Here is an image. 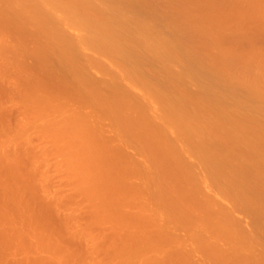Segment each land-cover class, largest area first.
I'll list each match as a JSON object with an SVG mask.
<instances>
[{
    "label": "bare ground",
    "instance_id": "6f19581e",
    "mask_svg": "<svg viewBox=\"0 0 264 264\" xmlns=\"http://www.w3.org/2000/svg\"><path fill=\"white\" fill-rule=\"evenodd\" d=\"M0 1V27L3 26L2 28L5 27V30L8 29L10 35L14 36L9 35V37L8 33L5 32L9 37L8 40L11 41L10 38H14L20 46L19 50L17 49L18 52L14 49L17 45L16 41H11L12 43H9L11 45L6 47L7 44L2 36L0 42L3 40L2 43L6 44L3 47L9 50L7 51L9 55L1 51L0 55H6L2 59L10 63L15 58L14 56V58L10 57V55L15 54V52L18 58H20L19 55L23 57L20 59L22 61L25 60L24 57H29L30 53L23 45L25 43L24 32L27 27H33V34L31 33V35L36 41L34 50L41 51L45 46L53 47L55 49L54 56L49 54L50 56L45 57L46 66H49L48 62L50 60L47 59L49 56L52 59L50 66L52 65L59 73H62V76H60L63 77L62 80L59 79L63 81V84L57 80L52 83L54 85L49 84V86L48 83L43 82V79L40 80V77H37L34 71H31L35 74L32 75L30 72L31 75L28 74L27 79L32 81L31 78L34 76L37 79L36 82L35 80L32 82L26 81L22 76L24 81L21 79L23 82L21 81L20 84L15 78H13L14 80L10 79L15 77L9 71L12 68H5V70L2 68L1 72L5 71V73L2 72L4 75L10 72V81L19 83L18 86H15V83L12 86L16 89H14L15 92L21 87V91H18L20 94L23 93L22 90H27L26 88L28 90L32 89L23 93L22 105L17 106L19 111L24 113L29 107H34L41 114V111L43 112L46 109L43 104L47 94L65 95L66 92H73V102L70 104L72 107L74 103H77L75 104L77 109L75 107H73L75 109H70V107L69 110L76 111L71 113L69 111V115L66 112L67 115L61 116V118L65 117L62 121H59V117L56 121V116L53 119L50 118L49 124L52 129H49L52 131V135L62 142L60 150L64 153L62 154L65 161L71 166L72 171L70 170V173L73 172V177H76H74L77 181L75 184H78L77 186L81 188L80 191L84 192L86 198L95 196L94 192L99 191L101 185L105 188V184L110 185L112 189L113 186L121 188L120 186L123 185L121 192L126 191L122 192V195L131 191V194L135 196L133 199L131 195L130 197L129 194H124L125 196H118L119 198H117L118 194L115 196V193H113L115 198L111 200L113 195L109 194L111 196L108 197L109 201L103 199L101 203L104 204L101 205L98 201L99 199L101 201L104 193L99 191L103 195V197L100 195V198L97 191L98 196H95V201L96 199L98 201L94 204L99 203V205H93V203L89 205L93 207L91 210L89 209V213L90 217L92 216L94 219L93 221L90 220L91 222L83 220L81 225H78L81 229L82 225H88L83 224L84 221L90 224L87 227L83 226V230L81 229L79 232L80 234L83 233L82 231H84L83 234H87L89 230L91 232L93 229L90 228L94 227V223L95 227L98 226L99 229L102 225L103 229L100 230H104L106 227L108 229V226L114 228L113 226L116 224L117 228L121 224L120 227L123 233H121L120 228H117L120 231L115 228L117 232L110 228L111 233L108 230H106L108 233L104 231V234L107 233L105 234L106 237L100 230L96 233L99 235L102 233L103 238H106L101 239L102 243L106 240L112 242L110 238H112L113 233H117L114 234L117 238L113 237L111 239L114 240L115 244H109L107 241L104 243L103 248L108 249L110 247H107L108 245L114 244L115 248L118 247L114 250L118 251L121 245V251L118 252L124 259H122L123 264H189V254H195L199 250L200 254H195V256L200 258V250L202 251V249L203 262L198 258L199 263L202 264H264V76L256 77L252 75L251 64L255 59L251 55L243 56L244 54H238L239 51L237 53V48L234 49L236 39L229 38L230 40H225L226 42L224 39L221 41L222 38L220 39V37L222 36H219V30L221 26L223 27V23L220 24L221 26L218 25L220 26L219 29H210L209 24L211 23L207 22L208 16L205 19L203 12V14L199 12L200 15L198 11L197 13L194 11L197 8L195 4L199 0L195 4L194 2L191 3V5L194 4L192 5L194 8L191 5L188 8L184 4L180 8L173 9L169 14L162 10H152L153 16L158 20V24L155 23L154 29L149 28L141 21L132 22L131 24L126 22L119 10L121 0ZM168 1L170 2V0ZM168 1L163 2L164 7ZM203 1H201L202 3L199 1V3H204V8L208 5L207 1L209 0ZM246 1L250 6L253 4L251 2L255 3L251 0V2ZM246 1H244V4ZM189 2L188 4H190ZM158 5L154 4V6L160 8ZM209 5H211V2ZM209 5L208 8H214V2L213 7ZM248 5H245L246 8H249ZM212 10H208L210 15H212ZM58 12H61V14ZM238 12L242 14L240 11ZM263 15L264 13L261 16ZM233 16L235 17V15ZM229 17L231 16L229 15ZM229 21H231V18ZM70 26L71 31H73L72 28L76 32L78 31L77 33L74 32L75 34L72 33V37L66 33L71 34V31H67ZM211 26L213 27L212 24ZM65 27L68 29L66 30ZM224 38L227 39V37ZM237 44L236 46H238ZM215 46H222L223 52L221 54L214 53L212 49ZM7 56L11 59H7ZM101 56L106 57L109 62L104 63L101 61ZM18 58L17 60H19ZM175 62L182 64L184 70L175 69ZM92 66L101 71L102 77L100 75L96 78L97 75L93 77V74L91 76L89 69ZM3 74L0 77L1 82H4L3 79L6 82H4L5 85H0V88L4 89L3 94L0 92V95H5L9 99L10 97L14 98L13 95L16 96L18 93H11L13 89H11V86H6L8 79L6 80L7 76L3 78ZM18 80L20 79L18 78ZM31 83H33V88ZM43 86L48 89H44ZM53 86H56V89ZM203 86H205L204 90ZM235 86L239 87L238 93H235L236 91L233 89ZM7 87L11 90H8ZM17 87L19 88L17 89ZM191 87H194V90ZM59 88L65 93L62 91L60 93ZM256 100L261 102H256ZM68 106L69 104L62 103L58 108L62 109V107ZM78 106H86L89 112L85 108L88 112L85 111L87 113L85 114L81 107L80 110L78 109ZM104 116L111 121L112 128L110 130L114 133L113 135L109 131H104V121H101L105 118ZM104 125L108 126L107 123ZM107 128L109 130L110 125ZM46 133L42 135H47ZM106 134H110V138ZM128 144L135 145L141 153L139 157L142 158L145 155L143 157H146V161L143 158V162L137 161L138 164L133 162L128 164L133 156L130 153L132 159L129 158V152H127L128 157L126 159L129 158L130 160L129 162L126 160L127 163L124 157L126 151L124 152V150L134 151L135 146H130L131 149L133 148L132 150L125 148L123 152L120 150L122 152L120 153L124 154L122 156L118 151L125 145L129 148ZM204 149L212 153L205 169H203ZM137 152L133 153L137 154ZM186 153L189 154L191 160H186V158L189 159ZM1 154L0 158L3 160L0 159V162H4L8 158L10 164L6 163L8 161L4 163L12 164L14 168L11 167L14 170L13 173L12 171L6 173L11 176V178L8 177L7 182L4 178L0 179L1 182L3 181V187L0 184V193L3 195V198L2 196V199L0 198V264H31L32 262V264H38V262H43L42 264L48 262H50L48 264H61L64 258L61 261L57 255L67 252L66 254H69L70 257V253L72 254L70 250H73V248L71 249L72 240H74L73 235H77V239L80 235L75 233L79 229L76 225L78 220L79 224L81 222L80 216L77 215L78 220H74L76 225L73 226L72 221L76 218L75 212L72 211L74 216L70 217L64 214L68 219L60 215L64 198L63 201H57L58 207H62L61 209H58L57 204L56 206L51 204L54 202L50 201L46 203V207L50 204V206L61 211H58V218L53 215L57 218V221L51 217L52 221L55 220L56 223L61 221L71 227L69 229H72V231L76 227V231L72 233L69 230L68 232L72 235L68 232H66V234L68 233L66 235L65 230H68V227H66V229H62L64 234L60 232L67 237H64L66 240H68V236L69 238L73 237L69 239L72 241L71 244H69L70 242L66 244L65 240L56 238L59 231L56 235L54 234L55 230L50 227L52 222H49L50 225L44 224L52 229V232H47L46 226L43 225L45 219H40L42 221V226H40V221H38L37 215L35 216L37 212L41 215L40 212L47 209L42 204L44 201L39 202L36 200L38 201L36 202L37 206L31 202L32 207H30V202L26 201L29 198L25 200V186L23 187L22 184H16L18 187L19 185L22 186L20 188L14 186L15 183L13 182L18 181L13 176H21L22 173L25 175V172L22 171L17 173L20 171V169L18 170L20 157L15 156V159L11 154H6V156ZM184 154L187 156L186 158ZM115 155H120L121 158L117 159ZM137 155L134 158H137ZM191 155L198 158L194 159H197L194 161V165L199 160L195 166L188 162L192 161L193 163V156ZM182 157L185 159L183 160ZM140 158L137 159L140 160ZM16 164L17 167L14 166ZM62 166L64 167V165ZM198 168H200L199 171H197ZM14 171H17V174ZM0 173V177L5 176L2 172ZM113 174L114 176H112ZM129 174H131L132 180L138 181L136 184H133L134 182L132 183L131 180L128 181L129 179L125 180L127 176H130ZM135 175L139 176L137 178L141 179L140 182L134 178ZM106 178L110 179L106 180ZM12 179L15 181L11 182ZM10 186L13 187V192L10 190ZM124 186L126 189H124ZM117 188L116 193H120V189ZM106 189L109 192V186ZM106 189L101 188L100 190H104L105 194L108 195ZM127 189L130 191H127ZM20 190L24 193H21L22 198ZM137 191H139V195L145 192L147 196H144L145 193L142 196L147 197V200L142 196L136 198L138 193L135 195L134 192ZM94 196L90 198L93 201ZM140 197L145 200L141 201ZM135 198H140V201L133 205L137 207V210L132 211L134 209L131 206ZM222 198L225 200L223 201ZM32 200L34 201V199ZM41 205L43 208H38ZM98 206H103L106 212ZM117 207H121L119 211ZM114 208L116 209L114 210ZM40 209L41 211H39ZM57 209L54 210L55 212L52 208L49 210H52L55 214ZM94 209L95 212L97 211L96 213ZM33 210H37L36 213H33ZM237 211L243 212L239 215V213H236ZM70 212L69 210L68 215ZM243 213H247L244 214L245 217L247 215L248 218L250 217L251 226L249 224L247 226L246 222L248 220H244ZM32 216L34 221L36 220L35 222ZM62 219H67V221H62ZM242 222L246 227L243 226ZM106 223H109V225H105ZM111 224L112 226H110ZM37 227L40 229V233H37ZM42 227L45 229H42ZM179 228L180 231L183 229L182 233H185V235L179 236L176 234L178 231L175 230H179ZM42 230L45 233L43 236ZM92 233L95 232H91V235ZM91 235L89 233L87 236ZM99 235L96 234L95 237L91 238H96V236L98 238ZM117 235H120V237ZM49 236H52L54 241H51ZM87 236L83 235V237ZM76 238L74 241L77 242V246L80 245V240V243L83 244V238H79L80 240ZM121 238L122 242L115 241L118 239V241H121ZM85 239H88V237ZM90 240L89 242H91ZM93 240L95 241V239ZM56 241L57 246L64 250L58 249L55 245ZM64 241L65 243H63ZM189 241L194 246L191 249L195 253L190 252L192 251H189L190 248L187 249ZM60 242L69 247L70 250H66V247L62 244L58 245ZM38 248L41 250L40 252H43L42 250L49 251L48 253L51 256L49 254L48 257V253H43V256H41L42 254L38 252ZM92 249L90 250L93 251ZM59 250L61 252L56 254ZM90 250L89 247L86 248L87 254ZM37 252L41 254L40 257H38ZM109 252V250L108 253L106 251L105 256L109 254L112 259L116 258L118 260L117 257L112 255L113 252ZM33 253H36L37 261H35L36 256H32ZM195 256H192L194 257L193 260L197 259ZM90 260L94 261L93 259ZM113 262L110 261L112 264ZM64 263L66 264V262ZM193 264H197V262H193Z\"/></svg>",
    "mask_w": 264,
    "mask_h": 264
},
{
    "label": "rangeland",
    "instance_id": "374dc122",
    "mask_svg": "<svg viewBox=\"0 0 264 264\" xmlns=\"http://www.w3.org/2000/svg\"><path fill=\"white\" fill-rule=\"evenodd\" d=\"M165 0H121V4L119 5L120 7V12L122 13V16H123V18H124V20L126 21V22H128V23H132V22H142V23H145V25H147L149 28H151V29H154V27H155V23H157L158 24V20L153 16V13L151 12L152 10L153 11H155L156 9L157 10H162V11H164V12H166V13H171L172 11H173V9H175V8H180L182 5H186V7H188V8H190L192 5H194L195 3H197V0L195 1H190L189 2V0H170V2L168 1V0H166V1H168L169 2V4L167 5V3L168 2H166V5H165V7L163 6L164 4H163V2H164ZM200 2L201 1H203V0H199ZM199 1H198V3L197 4H199L198 6H200L199 8H198V6H196L197 4H195V7H197V8H195V12L197 13V11H198V14H200V13H202L204 16H205V19L207 18V16H208V18L209 19H211L210 21H209V19L207 18V22H210L212 25H213V27L211 26V24H209L210 25V29H216V28H218L219 29V27L221 26L220 24L221 23H223L222 25H223V27L221 26V28H220V30H219V36H222V37H220V39H221V41H223V39H224V41L226 40V41H228V39L229 38H234V39H236L235 41V46H234V49H236V51H237V53H238V51H239V53L238 54H244L243 56H247V55H251V56H253V58L255 59L254 60V62L251 64V73H252V75H254V76H264V15L263 16H261L263 13H264V0H251V1H255V3L254 2H251L250 0V2L251 3H253L252 4V6H250V5H248V2L246 1V0H214V1H212V0H209V1H207L208 2V5H209V3L211 2V5H209V6H212L213 5V2H214V8H215V10H214V8H211V7H209L208 8V5L206 6V7H204L203 8V6H205L204 5V3L203 4H201V3H199ZM205 1V0H204ZM203 1V2H204ZM218 1V2H217ZM221 1V2H220ZM233 1H234V3H233ZM242 1V2H241ZM244 1H246V3L244 4ZM160 2H162L161 3V5H160ZM188 2L190 3V4H188ZM192 2H194V4H192L191 5V3ZM237 3V4H236ZM0 4H1V1H0ZM117 4V3H116ZM154 4H156V5H158L160 8H158L157 6H154ZM188 4V5H187ZM219 4V5H218ZM189 5H191V6H189ZM216 5V6H215ZM241 5V7H239ZM245 5H248L249 6V8H246L247 6H245ZM212 6V7H213ZM220 6V7H219ZM221 6H224L223 8L221 7ZM243 6V7H242ZM163 7V8H162ZM202 7V8H201ZM192 8H194L193 6H192ZM219 8V9H218ZM112 9V8H111ZM197 9V10H196ZM201 9V10H200ZM214 10V12H213V10ZM218 9V10H217ZM221 9V10H220ZM203 10V11H202ZM206 10V11H205ZM208 10H212V15H210V11H208ZM218 12H217V11ZM223 12V13H221V12ZM238 11H240L242 14H240ZM200 12V13H199ZM217 12V13H216ZM219 12H220V14L222 15H220L219 14ZM260 12V13H259ZM261 12H263V13H261ZM59 13V12H58ZM209 13V14H208ZM238 13V14H237ZM59 14H61V12L59 13ZM208 14V15H207ZM219 14V15H218ZM225 14V15H224ZM227 14V15H226ZM201 15V14H200ZM216 15V16H215ZM229 15L231 16V17H229ZM233 15H235V17L233 16ZM242 15V16H241ZM204 16H203V18H204ZM221 18H220V17ZM216 17H218V18H216ZM224 19H223V18ZM237 17V18H236ZM230 18H231V21H229L230 20ZM234 18V19H233ZM261 18V19H260ZM227 19H229V20H227ZM215 20V21H214ZM218 20H220V21H218ZM238 20V21H237ZM213 23H212V22ZM233 21H235V22H233ZM262 21V22H261ZM228 22H230L229 24H228ZM239 22V23H238ZM214 23H216V24H214ZM217 23H219V24H217ZM234 23H236L237 25L235 26V24ZM240 24V25H239ZM218 25H220V26H218ZM234 25V26H233ZM239 25V26H238ZM68 26V25H67ZM66 26V27H67ZM218 26V27H217ZM242 26V27H241ZM3 27V26H2ZM2 27H0V38H2V36H3V40H5V42H6V44H7V46L6 47H8V45L10 46L11 44H9L11 41L12 42H15L16 40H14V38H10L11 39V41L10 40H8V38L10 37V36H12V35H10V33L8 32L9 30L7 29V30H5V27L4 28H2ZM65 27V28H66ZM237 27H238V29H237ZM70 29H68V28H66V30L67 31H71V26L69 27ZM240 28V29H239ZM3 29V30H2ZM32 29H33V27H27V29L25 30V43L23 44L25 47H26V49L29 51V53H30V55H28L29 57H24V59L25 60H20V59H22L23 57L21 56V55H19V53H18V55L20 56V58H18V56H16L17 54H16V52H15V54L13 53V54H11L10 55V57L12 56V58H18L19 60H17V58L15 59L14 58V63H13V61L11 60L10 61V63H8V62H6L5 61V59L3 60L2 59V57L4 56L3 54L2 55H0L1 57H0V72H1V69L3 68V70H5V68H9V69H11V70H9L10 72H12L13 73V75H15V77H11L10 75H9V73H6L5 75L2 73V72H4L5 73V71H2L1 72V74H3L4 76H3V78L4 77H6L7 76V78H6V80H7V83H6V86H14L13 84L15 83L16 85L15 86H18V84L23 80V79H25L26 81L28 80L27 79V76H28V74H30V72L31 71H34L36 74H37V77H40V80L41 79H43V82L45 81L46 82V84L48 83V85L49 84H52V83H54L55 81H57V80H59V79H61V78H63V77H61L62 76V73H59L58 71H57V69L56 68H54L52 65L50 66V62H52L51 60L52 59H50V55L51 54H53V53H55L54 51H55V49L53 48V47H44V48H42V50L41 51H35L34 50V47L36 46V41H35V39L34 38H32V35H31V33H32ZM73 29V31H71V34L70 33H68V32H66L69 36H71L72 37V33H74V32H76L75 31V29L74 28H72ZM65 30V31H66ZM5 32L6 33H8V36H7V34H5ZM17 32H18V29H17ZM78 32V31H77ZM76 32V33H77ZM238 33V34H237ZM3 34V35H2ZM33 34V33H32ZM75 34V33H74ZM74 37L76 36V35H73ZM12 37H14V36H12ZM224 37H227V39H225ZM239 38V39H238ZM3 40H2V42H3ZM230 40V39H229ZM0 41H1V39H0ZM225 41V42H226ZM2 42H0V53H1V51L2 52H5V53H7V51H9V50H7V48H4L3 47V45H4V43H2ZM11 42V43H12ZM17 42V41H16ZM236 43H238L237 45L238 46H236ZM5 44V45H6ZM4 45V46H5ZM24 46H23V49H24ZM19 47L20 46H18V42H17V45H15V50L18 52V50H19ZM18 49V50H17ZM90 51V50H89ZM212 51L214 52V53H216V54H221L222 52H223V47L222 46H215V47H213V49H212ZM11 52V51H10ZM91 52V51H90ZM241 52V53H240ZM22 53V52H21ZM20 53V54H21ZM8 55H9V53H7ZM24 54V53H23ZM50 54V55H49ZM47 55H49L48 57H47V59H49L50 60V62H48L49 63V66H46V61H45V57L47 56ZM6 56V55H5ZM4 56V57H5ZM14 56V57H13ZM24 56H26L25 54H24ZM53 56H54V54H53ZM52 56V57H53ZM9 56H7L6 58L7 59H11ZM22 57V58H21ZM101 61H103L104 63L105 62H109V60L106 58V57H104V56H101ZM48 60V61H49ZM11 64H12V66H11ZM174 67H175V69H178V70H184V66L182 65V64H180V63H178V62H175L174 63ZM2 66V67H1ZM95 67V66H94ZM91 69H92V71H91V69H89V72H91V76H92V74H93V77L94 76H96V78L99 76L100 77V75H101V77H102V73H101V71L97 68V67H95V68H93V66L92 67H90ZM98 70H97V69ZM7 70V69H6ZM100 73H99V72ZM34 72H31L32 73V75H33V73ZM58 72V73H57ZM11 73V74H12ZM34 73V74H35ZM1 74H0V77H2L1 76ZM90 74V73H89ZM12 75V76H13ZM31 75V74H30ZM59 75V76H58ZM61 75V76H60ZM22 76H23V79H22ZM9 77H11L10 79H13V78H15L19 83H17L16 81H10L9 80ZM18 78L20 79V80H18ZM1 79V78H0ZM22 79V80H21ZM32 79V81H34L35 80V82H36V78L33 76V78H31ZM39 79V78H38ZM4 80V82H6L5 81V79H3ZM14 80V79H13ZM62 80V79H61ZM61 80H59L62 84H63V81H61ZM2 81V79L0 80V85H2V84H4L5 85V83L4 82H1ZM24 81V80H23ZM22 81V82H23ZM25 81V82H26ZM28 81H31V80H28ZM31 81V82H32ZM21 82V83H22ZM20 83V84H21ZM27 83H30V82H27ZM40 83H41V81H40ZM32 84L33 83H31V86H32ZM24 85V84H23ZM22 85V86H23ZM37 85V84H36ZM43 85H44V83H43ZM52 85H54V84H52ZM61 85V84H60ZM24 86H26V85H24ZM30 86V85H29ZM47 86V85H46ZM45 86V87H46ZM50 86V85H49ZM66 86V85H65ZM193 86H195V85H193ZM4 87V86H3ZM20 87V86H19ZM19 87H17V89L19 88ZM27 87V86H26ZM54 87V86H53ZM56 87V86H55ZM54 87V88H55ZM59 87V85L57 86V88ZM61 87V86H60ZM63 87V86H62ZM67 87V86H66ZM205 86H203V90L205 89L204 88ZM22 88V87H21ZM21 88L18 90L19 92L21 91ZM32 88H33V86H32ZM43 88H44V86H43ZM50 88V87H49ZM53 88V89H54ZM64 88V87H63ZM192 88V87H191ZM195 88H196V86H195ZM1 89V88H0ZM7 89H8V87H7ZM11 89H13L12 91H14V87H12ZM11 89H8V90H11ZM23 89H24V87H23ZM27 90H25V91H29L28 90V88H26ZM44 89H48V88H44ZM51 89H52V86H51ZM51 89H49V91H51ZM56 89V88H55ZM193 90H194V87L192 88ZM236 92L235 93H238L239 92V87L238 86H235L234 88H233ZM4 90V89H3ZM2 89L0 90V92L3 94V91ZM16 90V89H15ZM32 90V89H31ZM11 91V93L13 94V93H18V91H14V92H12ZM25 91H23L22 90V92L24 93ZM46 91V90H45ZM63 92V90H61V88H59V92L60 93H62ZM66 91V90H65ZM6 92H7V90H6ZM21 92V93H22ZM48 92V91H47ZM23 93L22 94H20V93H18L16 96H15V94L13 95L14 96V98L13 97H10V99L8 98V97H6L5 95H3L2 96V94L0 95V152L2 153H0L1 155H5L6 156V154L7 155H9V154H11V155H13L14 156V158L16 159V157L15 156H19L18 158L20 159V161H19V167H18V170L20 169V171L19 172H17V173H21V171L22 172H25V175L22 173V175L21 176H17V175H15V176H13L14 178H15V180H17L18 182H13V183H15L14 184V186H16V184H22L23 185V187L25 186V191H26V193H27V195H26V193H25V200H26V198L28 199V200H26V201H29L30 202V204H31V202L33 203V204H36V202H43L42 204H44V206L46 207V203H49L50 201L51 202H54V203H51V204H53V205H55L56 206V204H57V201L59 202V201H63L64 200V202H63V204H62V209L60 208V207H58V204H57V207H58V209L60 208L61 209V211L63 212L64 210H68V211H64L63 212V214H62V212L61 211H59L56 207L54 208V207H52V206H50V204H48V206L46 207L47 209H43L42 211H41V209L43 208V206L41 205V207H38V208H41L39 211H41L40 213H41V215L40 214H38V212L36 213V211L38 210H36V211H34L35 210V208H36V206H37V204H36V206L34 205V210L32 211L33 213L35 212L36 214H35V216L37 215V219H39L38 221H40V226H42L41 225V223H42V221L40 220V219H45L46 221H47V223H45L46 221L44 220L43 222V225L44 224H49L50 225V223L52 222V224H51V228L53 229V230H55V232H54V234L56 235V233H58V231H59V233L57 234V239L58 238H61L62 240H65L66 241V244L68 243V242H70L69 244H71V242L73 241V243L71 244V249L73 248V250H70L69 249V247H66L64 244H62L61 242L60 243H58V245L59 244H62V245H64L65 247H66V250H70L71 252H72V254L70 253V257H69V254H66L67 252H63L64 253V255H63V253L62 254H58L57 255V257L58 258H60L61 259V261H62V259L64 258V259H66V260H64L63 259V261L61 262V264L63 263V264H65L64 262H66V264H87L89 261V264L91 263H95V264H112V263H110V261L112 260V262H113V260H114V262H116V263H114L113 262V264H123V257H121L120 256V254H119V252L121 251V245L119 246V244H118V246H119V252L117 251V250H114V249H118V247L117 248H115L113 245L115 244V242H113L114 240H111L113 237H115V235L117 234H115V233H113V236H112V238H110V241H112V242H109V240H106V242L108 241V243L110 244V243H114L113 245L111 244V245H108L107 246V244H106V246L107 247H109L108 249H106V248H103V246H104V243H106L105 241H104V243H102V240H104V239H106V238H103V234H104V231L105 232H107L108 233V231L111 229V230H115L116 231V229L117 228H120V230H122L121 229V224H120V226H118L117 228H116V225L115 226H113L114 228H110L108 225H109V223H106L105 225H107L108 226V229H107V227L104 225V227H106V228H104V230H100L101 228H102V225H101V228L99 229V227L98 226H96L95 227V223H94V227L92 226L90 229H93L91 232H95V233H92V235H91V232H90V230H89V227H88V230H86V231H88L87 232V234H83L84 233V231H82L83 233L82 234H80L79 232H80V230L83 228V226H85V225H82V228L80 229V226H78V225H81V223H82V221L83 220H87L88 222H91V221H93V217L91 216L90 217V213H89V209L91 210V208H93V207H90L89 205H92V203H93V205H99V203L98 202H102V200L103 199H107L108 201H109V198L111 197V196H109V194L110 195H113V193H115L114 195L116 196V194H118L117 195V198H119L118 196H125L124 194H129V196L131 195L132 196V198L134 199V197L135 196H133L134 194H131L132 192L130 191V190H128L127 189V191H130V193L129 192H127V193H124L123 195H122V192H125L126 190H124V191H122L121 192V190H123V189H121L122 188V186H120L121 188H117L119 191H120V193L118 192V193H116V188L113 186V189H114V191H112L113 189L111 188V186L110 185H108V184H105L106 185V187H105V185H104V187L105 188H103V186L101 185V188L102 189H106L107 188V186H109V192H108V189H106L107 191V194L108 195H106L105 194V191L104 190H100L99 189V191L100 192H102V193H104L103 195H104V197H103V195L102 194H100V192H99V197H100V195H101V197H103L102 199H101V201H100V199H99V201H98V199H96V201H98L97 203L98 204H94V203H96V201H95V196L97 195L98 196V194H96V192L97 191H95L94 192V194H95V196H94V201L92 200V199H90V198H93V196L92 197H88V198H86L85 197V194H83L81 191H80V187L79 186H77L75 183H77V181L75 180V178L73 177V175L74 174H72V173H70V168H71V166L69 165V163H67V161H65V159H64V153L62 152V150H60V147H62V146H60V144L62 143L59 139H57V138H55L53 135H52V131L50 130V129H52L51 128V126H50V124H49V121H50V118H54L55 116V119H57L56 121H58V119H59V121L61 120H63L65 117H62L61 118V116H65V115H67V113L66 112H68V115H69V111H70V113L73 111H76V110H69V108L71 107V102H73L72 101V98H73V92H63V93H65V95H58V93H51V94H47L45 97H46V100H45V102H44V104H43V106L46 108H44L45 109V111L43 110V112L41 111V114H40V112H37L36 110H35V108L34 107H29L28 109H27V111L25 112L24 111V113H21L22 111H19V108L17 107V106H19V105H22V102H23V97H22V95H23ZM7 95V94H6ZM9 96V95H8ZM12 96V95H11ZM256 102H261L260 100H256ZM69 104V106L68 107H65V108H63L62 107V109L61 108H58V107H60L61 106V104ZM75 104H77V103H74V105H72V107L70 108V109H77V107H75V106H77V105H75ZM53 107H55L54 109H52ZM73 107H75V108H73ZM81 107V106H80ZM79 106H78V109L80 110L81 108H82V110H84V112L86 111V110H88V112H89V109L88 108H86V106L84 107V106H82L81 108H80ZM68 110H67V109ZM85 108H86V110H85ZM20 109H22V110H24L23 108H21L20 107ZM62 110V111H61ZM81 110V111H82ZM65 113H64V112ZM83 112V111H82ZM87 112V111H86ZM85 112V114H87ZM43 113V114H42ZM81 113V112H80ZM62 114V115H61ZM65 114V115H64ZM83 114V113H82ZM57 117H59V118H57ZM93 117V116H92ZM94 117H96V115H94ZM105 117V116H104ZM107 119V120H106ZM107 122H106V121ZM101 121H104L103 123L104 124H108V126L110 125V128H109V130H108V126L107 125H104L103 124V128L105 129L104 131H109V132H111L110 134L111 135H113L114 133L110 130L112 127H111V121H110V119L109 118H107V117H105V118H103V120H101ZM26 122H28V123H26ZM47 123V124H46ZM55 123V122H54ZM26 124V125H25ZM47 126H46V125ZM49 124V125H48ZM49 126V127H48ZM50 128V129H49ZM106 128H107V130H106ZM47 129H49L48 131L45 130ZM42 131H43V133L45 134V132H47L46 134L47 135H42L43 133H42ZM106 132V133H107ZM42 133V134H41ZM48 133H50V134H48ZM109 134V135H110ZM107 135V134H106ZM109 135H107V137L109 136ZM172 135V134H171ZM109 138H110V136H109ZM112 138V137H111ZM114 138V137H113ZM112 138V139H113ZM114 142H116V141H114ZM127 146H129V148L128 147H126V145H125V147H123V148H121V149H119L118 151H119V153L121 152L120 150H122V152H123V149L125 148V149H131L130 148V146L132 147V146H135V145H127ZM136 148V146L134 147V149ZM133 149V148H132ZM131 149V150H132ZM136 150V151H135ZM133 152H137L138 150H137V148L135 149ZM3 151H5V152H7V153H5V152H3ZM126 151V155H127V152H129V158H131L130 157V153H131V155L133 156V159L131 160V162H129L130 160H129V158H127L126 159V157H128V155L126 156V155H124V154H121L120 153V155L122 156V155H124V157H125V161L126 160H128V164H131L132 162L134 163V164H138V162L137 161H141V162H143L142 161V159L144 158L143 156H145V155H143L142 156V158H140L139 156L141 155V153H139V151L137 152V154L135 153H133L132 151H127V150H124V152ZM114 152H116V151H114ZM63 153V154H62ZM115 154V153H114ZM117 154V153H116ZM119 155V156H120ZM136 155H137V158H140V160L139 159H137V158H134V157H136ZM186 155H187V153H186ZM185 154H184V157L186 158L187 156H188V158H189V154L186 156ZM116 157H117V159L118 158H121V156L119 157V156H117V155H115ZM191 156H193L192 157V159H193V163H192V161H188V162H191V165H194V161H196L198 158L197 157H195L194 155H191ZM1 157V156H0ZM7 157H9V156H7ZM212 157V153H210L209 151H207L206 149H204L203 150V169H205L206 168V165L209 163V160H210V158ZM4 158V157H3ZM6 158V157H5ZM4 158V159H5ZM13 158V157H12ZM185 158H183L182 157V159L184 160ZM191 158V157H190ZM187 159L186 158V160H191V159ZM195 158H197L196 160H194ZM1 159V158H0ZM145 159V161H146V157L144 158ZM1 160H3V159H1ZM122 160H124V159H122ZM136 160V161H135ZM185 160V161H186ZM5 161H8V158H7V160H4V162ZM199 161V160H198ZM198 161L197 162H195V165H197L196 163H198ZM4 162H0V172H2V174H4L5 176H3V177H0V179L2 178H4L5 179V181L7 180V179H9V178H11V176H10V174H6V173H10L11 171H12V173H13V170H12V164L11 165H9L10 164V161H8V162H6V163H9V164H5ZM65 164H64V163ZM136 162V163H135ZM187 162V163H188ZM2 163V164H1ZM145 163V162H144ZM68 164V165H67ZM142 164V163H141ZM141 164H139V165H141ZM62 165H64V167L62 166ZM143 165V164H142ZM194 165V166H195ZM12 166V167H11ZM15 167H17L18 165L16 164V165H14ZM70 166V167H69ZM66 167H67V169H66ZM14 168V167H13ZM200 170V168H198L197 169V171H199ZM29 171H30V173L32 172V174H30L29 173ZM38 171V172H37ZM72 171V170H71ZM15 172V171H14ZM15 172V173H16ZM206 172V171H205ZM16 173V174H17ZM28 173V174H27ZM201 174H202V172H200ZM1 174V173H0ZM208 174V173H207ZM12 175V174H11ZM29 175V176H28ZM130 176L128 177L127 176V179H125V180H128V181H130L131 180V182L133 183V184H136L138 181H136L135 179V181L134 180H132V176H131V174H129ZM1 176V175H0ZM16 176H17V178H16ZM112 176H114V174L112 175ZM9 177V178H8ZM12 177V178H13ZM27 177V178H26ZM137 177H139V176H134V178H136V179H138L139 180V182L141 181V179L140 178H137ZM131 178V179H130ZM108 179H110V178H106V180H108ZM14 179H12L11 180V182L13 181ZM14 180V181H15ZM20 181V182H19ZM23 181H25V182H23ZM3 182V181H2ZM2 182L0 181V184H1V186H2ZM7 182V181H6ZM10 182V181H9ZM10 182V183H11ZM22 182V183H21ZM108 182V181H107ZM6 184V183H5ZM5 184H4V187H5ZM13 185V184H12ZM19 185V187H18V185L16 186V188H20V187H22V186H20ZM7 186H9V185H7ZM77 186V187H76ZM3 187V186H2ZM11 187V186H10ZM33 187V188H32ZM12 188L13 187H11V191H12ZM78 188V190H76ZM6 189H8V188H6ZM124 189H126L125 188V186H124ZM3 191H6V190H4V189H2ZM14 190V189H13ZM16 190V189H15ZM31 190V191H30ZM36 190V191H35ZM117 190V191H118ZM2 191V192H3ZM18 191H19V189H18ZM22 190H20V195H21V193L23 192H21ZM34 191H35V194H34ZM39 191V192H38ZM79 191V192H78ZM110 191H111V193H110ZM13 192V191H12ZM28 192H29V194H28ZM31 192V193H30ZM97 192V193H98ZM16 193H17V191H16ZM32 193H33V195H32ZM38 193V194H37ZM40 193V194H39ZM81 194V196H80V194ZM135 193V195H137V193H138V196H136V198L137 197H139V196H142L143 195V193H145V192H141L142 194H140L139 195V191H137V192H134ZM15 194V193H14ZM22 194H24V193H22ZM119 194H121V195H119ZM5 195V194H4ZM19 195V194H18ZM29 195H31V196H29ZM45 195H46V198H45ZM74 195H75V197H74ZM114 195H113V197H111V200H112V198H113V200H114ZM1 196H2V198H3V195L0 193V198H1ZM28 196V197H27ZM34 196V197H33ZM37 196V197H36ZM43 196H44V199H43ZM63 196V197H62ZM78 196V197H77ZM80 196V197H79ZM96 196V197H97ZM128 195H127V197H129ZM130 196V197H131ZM144 196H147V194L145 193L144 194ZM20 197V196H19ZM48 197V198H47ZM62 197V198H61ZM100 197V198H101ZM106 197V198H105ZM109 197V198H108ZM1 198V199H2ZM21 198H22V195H21ZM24 198V197H23ZM34 199V201L32 200V199ZM40 198V199H39ZM49 198H51L50 200H49ZM56 198H59V199H56ZM64 198V199H63ZM67 200H66V199ZM77 198V199H76ZM84 200H83V199ZM116 198V199H117ZM126 198V197H125ZM135 198V201L133 200V202L134 203H132V206H131V208L133 207V209L134 210H132V211H136L137 210V207L135 208L133 205H135L136 204V202L138 203L139 201H140V198L139 199H136ZM142 198H146V200H147V197H143L142 196ZM142 198H141V201H143V200H145V199H143L142 200ZM31 199V200H30ZM63 199V200H62ZM70 199V200H69ZM75 199V200H74ZM223 199V198H222ZM23 200V199H22ZM36 200H38V201H36ZM78 200V201H77ZM225 199H223V201H224ZM25 201V202H26ZM68 201V202H67ZM73 201H75V202H73ZM77 201V202H76ZM93 201V202H92ZM119 201H120V199H119ZM122 201V200H121ZM56 202V203H55ZM104 202V201H103ZM60 203H62V202H60ZM59 203V204H60ZM65 203H67V204H69V205H67V204H65ZM105 203H106V201H105ZM109 203V202H108ZM224 203V202H223ZM30 204H29V206H30ZM39 204V203H38ZM102 204H104V203H101V205ZM26 205V204H25ZM28 205V204H27ZM64 205V206H63ZM111 205H113V204H111ZM39 206H40V204H39ZM59 206H61V205H59ZM75 206V207H74ZM77 206H79V207H77ZM83 206V207H82ZM89 206V207H88ZM30 207H32V204H31V206ZM44 207V208H45ZM52 208V210L54 211V210H56L57 209V213H55L54 214V212H52V210H49L50 208ZM69 207H70V209H69ZM95 207V206H94ZM98 207H101V209L103 208V206H98ZM110 207H112V206H110ZM109 207V208H110ZM113 207H115V206H113ZM28 208V207H27ZM49 208V209H48ZM66 208V209H65ZM96 208V207H95ZM118 208V207H117ZM120 208L121 207H119L117 210L119 211L120 210ZM30 209V208H29ZM74 209V210H73ZM78 209V210H77ZM80 209V210H79ZM98 209V208H97ZM116 208H114V210H115ZM32 210V209H31ZM69 210L71 211L70 213H69V215H68V212H69ZM102 210H104L105 212H106V209H102ZM102 210H100V211H102ZM49 211V212H48ZM58 211L59 212H61L60 213V215H61V217H65V215H67V217H70V216H74V215H76L75 217L77 218H75V219H73V226H75L76 224V221L78 220V216H80V220H81V222H80V224H79V220L77 221V225H76V227H78L79 229H77L78 231L77 232H75V233H79L80 235H78V239L79 238H83L82 240V243L83 244H81L80 242H81V240H80V242H79V244L80 245H76V243L77 242H75L74 240H75V238H76V236L77 235H73V237H74V240H69V239H72L71 237L69 238V236H68V240H66V236L65 235H62V233H60V232H63V234H64V230L62 231V229H66V227H68V225H66V224H63V222H61V221H59V222H57L56 223V221H57V218H58V216L59 215H57L58 214ZM72 211L73 212H75L76 214H72ZM85 211V212H84ZM104 211H102V212H104ZM239 211V210H238ZM236 212V213H239V215H241L242 214V212L243 211H241V212ZM66 212V213H65ZM83 212V213H82ZM94 212H95V209H94ZM97 212V211H96ZM95 212V213H96ZM117 212V211H116ZM82 213V214H81ZM49 214H50V216H49ZM65 214V215H64ZM91 214H93V213H91ZM119 214V213H118ZM245 213H243V216L245 217V215L247 214H245ZM33 215V214H32ZM55 217H57V218H55ZM78 215V216H77ZM82 215V216H81ZM237 216H238V214H237ZM248 216V215H247ZM245 217L244 218V220H248L249 221V218L248 217ZM39 217H41V218H39ZM51 217H53L52 219H56V221L55 220H53L52 221V219H51ZM61 217L59 218L60 220H61ZM67 217H65V218H67ZM84 217V218H83ZM94 217H95V215H94ZM72 218H74V217H72ZM92 218V219H91ZM237 218V217H236ZM238 218H239V216H238ZM241 218H243V217H241ZM248 218V219H247ZM32 219H33V221H34V218H33V216H32ZM58 219V220H59ZM68 219V218H67ZM67 219H62V221L64 220L65 222L67 221ZM50 220V221H49ZM74 220H76V221H74ZM91 220V221H90ZM241 221H242V219H240ZM36 221V220H35ZM34 221V222H35ZM37 221V222H38ZM246 222V224H247V226H249L250 225V222L251 221H249V222ZM50 222V223H49ZM60 222H61V224H62V226H61V224H60ZM71 222V223H72ZM86 221H84V223L83 224H88V225H86L85 227H87V226H90V224L87 222V223H85ZM55 223V224H54ZM245 223V222H244ZM60 224V225H59ZM242 224H243V222H242ZM249 224V225H248ZM37 225V224H36ZM66 225V226H65ZM92 225V224H91ZM46 225H44V227H45ZM65 226V227H64ZM72 226V225H71ZM73 226H72V228H73ZM110 226H112V224L110 225ZM243 226H244V224H243ZM251 226V225H250ZM44 227H42V229L44 228ZM49 226H46V228H47V232H52V229L50 228ZM76 227L73 229L74 231H76ZM244 227H246V226H244ZM51 229V230H49V229ZM69 228H71V227H68V230L66 231L65 230V234H66V232H68L69 230H71L70 232H74V231H72V229H69ZM98 228V229H97ZM110 228V229H109ZM116 228V229H115ZM39 228L37 227V233L40 231V229L38 230ZM45 229V228H44ZM56 229H58V230H56ZM85 229V228H84ZM97 229V230H96ZM103 229V228H102ZM83 230V229H82ZM98 230H100V231H102L103 232V234L101 233V232H99V233H101V235H99L98 233H96V231L98 232ZM106 230H108V231H106ZM118 231H120L119 229H117ZM43 231V230H42ZM46 231V230H45ZM175 231H178V232H176V234L177 235H179V236H181V235H185V233H182V231H183V229L180 231V228H179V230L177 229V230H175ZM70 232H68V233H70ZM110 233H111V231H109ZM117 232V231H116ZM186 232V231H185ZM40 233V232H39ZM43 233H44V231H43ZM42 233V236L43 235H45V233L43 234ZM68 233L66 234V235H68ZM72 233H70L71 235H72ZM90 233V235L91 236H87L88 234ZM107 233H105V234H107ZM121 233H123V230L121 231ZM180 233V234H179ZM48 234V233H47ZM54 234L52 233V235H53V237H54ZM97 234V235H99V237L97 238V236H96V238H93V239H95V241L91 238V237H95V235ZM104 234V235H105ZM115 234V235H114ZM118 234H120V233H118ZM49 235H51V234H49ZM58 235H60L59 237H58ZM70 235V236H71ZM83 235H86L87 237H88V239L91 241V242H89V240L88 239H85L86 240V242H85V240H84V238H87V237H83ZM110 236L112 235V234H109ZM41 236V235H40ZM102 236V237H101ZM107 235H105L104 237H106ZM118 237H120V235H117ZM50 238H51V241H54L52 238V236H49ZM64 237H66V238H64ZM122 237V236H121ZM64 238V239H63ZM108 238V237H107ZM115 238H117V237H115ZM150 238V237H149ZM42 239V238H41ZM55 239V238H54ZM77 239V238H76ZM77 239V240H78ZM102 239V240H101ZM56 240V239H55ZM59 240V239H58ZM93 240V241H92ZM96 240H98V241H96ZM119 240V239H118ZM118 240H115V241H117V242H122V238H121V241H118ZM65 241L63 242V243H65ZM87 241H88V243H87ZM191 241V240H190ZM190 241H189V244H188V248L187 249H189V251L190 250H192V251H190V252H193V249H191L192 247H194V246H192L191 244H190ZM75 242V243H74ZM98 242H99V244L101 243L102 245H99L98 244ZM222 242V241H221ZM42 243H44V242H42ZM54 243V242H53ZM56 244V246H57V241L55 242ZM87 243V244H86ZM192 243H194V242H192ZM122 244V243H121ZM72 245H73V247H72ZM76 247H75V246ZM87 245H88V247H89V250L90 249H92L93 247L95 248L96 247V250L94 251V248L92 249L93 251H89V252H93V253H89L88 252V254H87V251H86V248H88L87 247ZM91 245V246H90ZM92 245H94V246H92ZM97 245V246H96ZM194 245V244H193ZM220 245H221V243H220ZM69 246V245H68ZM100 246V247H99ZM113 246V247H112ZM46 247H48V246H46ZM58 247V246H57ZM74 247H75V249H74ZM81 248V249H78V248ZM86 247V248H85ZM219 247V246H218ZM41 248V247H40ZM43 248H45L44 246H43ZM42 248V249H43ZM61 248V247H60ZM59 247H58V249H60ZM83 248H85V249H83ZM103 248V249H102ZM48 249V248H47ZM57 249V250H58ZM99 249H102V250H99ZM104 249H106V250H104ZM39 250V251H38ZM38 252L39 253H41V254H38V252H37V254H38V257H40L39 255H41V256H43V253H48L49 251H47L46 250V252L44 251V250H42L43 252H40L41 250L38 248ZM50 250V249H49ZM61 250V249H60ZM57 251L56 252V254L57 253H59V252H61L62 250H64V249H62L61 251ZM65 250V251H66ZM83 250V251H82ZM98 250V251H97ZM108 250L110 251L109 253H112V255H114L115 257H117V259L118 260H116V258L115 257H113V258H115V259H112V256H109V254H108V256H105L107 253H108ZM96 251L98 252L97 254L99 255H97L96 254ZM106 251H107V253H106ZM51 252V251H50ZM200 252H201V257L199 258V257H197V256H195V254H200L199 253V250L198 251H196V253H195V251L193 252V253H195V254H192V253H190L189 254V257H188V260H189V264H193V262H197V264L199 263V261L201 260H203V249H202V251L200 250ZM68 253H69V251H68ZM100 253V254H99ZM102 253H105V254H103L102 255ZM45 254H44V257H45ZM49 254L50 253H48V257H49ZM191 254H192V256L194 255L197 259H195V260H193L194 259V257H192L191 256ZM36 256V253H33L32 254V256ZM60 255H62V256H60ZM67 255V256H66ZM73 255V256H72ZM50 256H51V254H50ZM96 256V257H95ZM105 256V257H104ZM191 256V257H190ZM62 257V258H61ZM67 257H68V259H67ZM72 257V258H71ZM107 257V258H106ZM108 257H111V258H108ZM119 257V258H118ZM43 258V257H42ZM46 258V257H45ZM70 258V259H69ZM105 258V259H104ZM189 258H191V259H189ZM198 258L200 259V260H198ZM36 260L35 261H37V256H36V258H35ZM39 259H41V258H39ZM44 259V258H43ZM48 259V258H47ZM89 261H88V260ZM90 259H93L94 261L92 262ZM123 259V260H122ZM45 260V259H44ZM72 260V261H71ZM122 261V263H120V261ZM198 260V261H197ZM35 261H34V263H35ZM41 261V260H40ZM67 261H68V263H67ZM87 261V262H86ZM193 261V262H192ZM103 262H105V263H103ZM119 262V263H118ZM203 262V261H202ZM33 263V262H32ZM31 263V264H32ZM41 264L43 263V262H40ZM39 262H38V264H40ZM48 263H50V262H48ZM47 263V264H48ZM137 263V262H136ZM35 264H37V263H35ZM46 264V263H45ZM52 264V263H51ZM138 264H140V263H138ZM199 264H202V263H199ZM218 264V263H217Z\"/></svg>",
    "mask_w": 264,
    "mask_h": 264
}]
</instances>
